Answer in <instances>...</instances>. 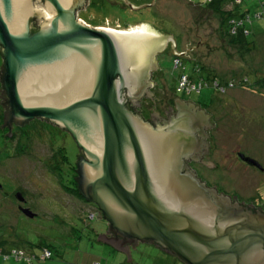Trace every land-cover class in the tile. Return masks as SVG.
<instances>
[{
	"label": "water",
	"instance_id": "obj_1",
	"mask_svg": "<svg viewBox=\"0 0 264 264\" xmlns=\"http://www.w3.org/2000/svg\"><path fill=\"white\" fill-rule=\"evenodd\" d=\"M91 1L0 0L2 126L38 117L74 137L77 190L106 221L97 235L128 258L142 242L184 264H264V210L232 201L186 165L187 156L214 165L199 158L209 115L177 98L168 122L155 106L150 121L131 106L151 97L154 54L173 35L89 25L81 12Z\"/></svg>",
	"mask_w": 264,
	"mask_h": 264
},
{
	"label": "rangeland",
	"instance_id": "obj_2",
	"mask_svg": "<svg viewBox=\"0 0 264 264\" xmlns=\"http://www.w3.org/2000/svg\"><path fill=\"white\" fill-rule=\"evenodd\" d=\"M133 1L128 0L133 5L140 1L145 5L133 8L128 3L92 0L87 12L81 13L89 25L118 30L166 29L173 35L154 54L158 69L151 70L156 69L151 77L153 100L149 95H146L149 99L140 95L135 106L145 99L147 111L153 110V102L157 103L156 109L161 105L165 108V100L178 93L182 94L181 100L206 104L202 110L209 115L211 128L204 135L202 150L207 149L201 154L215 165L210 167L197 161L190 168L201 181L235 194L247 203L254 202L258 195L264 199V169L246 166L236 154L240 151L250 155L264 167V20L252 21L248 38H254V44L244 50L228 43L227 35L221 31L220 13L193 4L197 0ZM258 2L243 0L240 5L248 7L252 14ZM124 25L127 27L123 28ZM173 56L184 61L187 73H191L192 60H198L204 70L209 68L216 73L219 82L211 76L206 79L207 85L216 82L215 90L203 87L198 93H185L183 87L178 88L180 67L173 65ZM1 64L0 53V103L5 99ZM245 73L248 77L244 81L241 75ZM185 76L191 83L192 76ZM230 77L237 84L225 88ZM0 132V234L5 228L11 238L34 243L32 246L28 242L20 243L27 252L39 255L42 251L39 242L52 250L50 257L33 258L31 262L3 258L0 254V264H160L167 260L171 264H184L174 255L160 254L153 245L142 242L131 249L132 260H128L125 252H117L99 238L95 232L106 228L104 217L95 210V203H84L70 188L69 179L79 148L67 130L37 117L23 127L11 125ZM17 188L24 191L25 206L36 213L34 216H26L17 206L19 200L13 193ZM85 208L94 218L83 221L81 214Z\"/></svg>",
	"mask_w": 264,
	"mask_h": 264
},
{
	"label": "trees",
	"instance_id": "obj_3",
	"mask_svg": "<svg viewBox=\"0 0 264 264\" xmlns=\"http://www.w3.org/2000/svg\"><path fill=\"white\" fill-rule=\"evenodd\" d=\"M242 2H243V0H197V1H194L193 4L206 7L210 10L218 11L221 15L220 16L221 31L225 35H227L228 43L238 45L239 47H242V49L248 50L254 44V38H251V39L248 38L249 34L252 30V21L253 20H259V19L264 20V8H263L264 1L259 0L258 4L256 5V8L253 9L252 14H251V12H249L248 7H241L240 4ZM226 4L229 6L228 8H224V6ZM115 24L119 25V22H116ZM126 25H130V23H127ZM126 25H124L123 28L127 27ZM174 58H175V56H173V65H174ZM196 62H195V60H192V63H194V64L192 65L191 73L186 72V65H185L184 61L180 62L178 65H174L175 67H180V72H179V75L177 76V78L182 74H189L192 76V80L195 83H201L202 86L200 87L198 92H200V90L203 87H210L214 91L215 90L214 85H212V84L207 85L206 79L210 76L212 78H215L216 73L209 71V68L204 70L205 68L203 67V65L200 62H198V60ZM1 67H2V64H1ZM247 77L248 76L246 73L241 75V78H243L244 81L247 80ZM231 78L232 77H230V79H228V82L226 80L227 83L225 84V88L229 87V83H232L233 85L237 84V83H234L233 81H231ZM215 80H218L217 82L220 81L219 79H216V78H215ZM198 92H194V93H198ZM189 93H191V92H189ZM4 102L6 104V95H5L4 101H2L0 103V108H1V111H0V131L4 128L1 125V123L3 122V114H4V111L6 110L5 104L3 105ZM50 122L51 121H49V123ZM52 124L56 125L54 123H52ZM56 126L59 127L58 125H56ZM19 127H21V126H19ZM22 127H23V125H22ZM62 130L65 131V129H62ZM0 135H2L1 132H0ZM75 175H76V173H75L74 165H73V173L69 179L72 183V187H70V188L73 191V194H75L77 197H80V199L82 201H84V203L91 204L89 202H86V200L79 194V192L77 190V186H76V181L74 180ZM16 190H21L22 193L24 194V191L21 188H17L14 191H16ZM85 210L86 211H84V213L81 214L83 221H87L86 219H91L90 217H88L89 210H87L86 208H85ZM95 210H97L101 214L100 210L97 207L95 208ZM92 218H94V217H92ZM71 228L76 229L74 226ZM4 229L1 231V234H0V249L2 250L1 251L2 253H0V254H2V256H3V253L5 254V252L7 250H9L13 247L22 248L19 246L21 242H28L29 243L28 245H31V246L34 244L28 240H23V239L17 240L16 238L13 239V238H11V234H9V233L7 234L4 231ZM101 231H103V230H100L97 232H101ZM16 243H19V244H16ZM37 245H39V246L44 245V246H47L51 249V247L49 245H45V244H42L40 242L37 243ZM3 258H6V257H3ZM7 258H9V257H7ZM129 260H132V258H130Z\"/></svg>",
	"mask_w": 264,
	"mask_h": 264
},
{
	"label": "flooded vegetation",
	"instance_id": "obj_4",
	"mask_svg": "<svg viewBox=\"0 0 264 264\" xmlns=\"http://www.w3.org/2000/svg\"><path fill=\"white\" fill-rule=\"evenodd\" d=\"M156 60V59H155ZM157 69H158V67H157ZM151 70H153V69H151ZM156 72V69L154 70V71H150V75H149V79L150 80H152L151 79V77H152V75L154 74ZM154 85V83L151 85V86H153ZM143 95H147V94H143ZM182 97V94H175V95H170V97L168 98V99H166L165 100V102H167V104H166V107L165 108H162V105H161V107L159 108V109H156L157 111H158V115L159 116H161L163 119H168V118H170V115H172V113L173 112H177V107H176V105H175V101H174V98H177V99H180ZM146 99L148 98L149 99V97H145ZM183 98V97H182ZM189 99V98H188ZM145 99H143L142 100V102L143 103H141V105L138 107V106H135V104H133V105H131L132 106V108L135 110V111H139V113L145 118V119H148L149 121H150V118H151V114H152V109L151 110H149V111H147V109H146V105H145V102L146 101H144ZM164 100V99H163ZM162 100V101H163ZM181 100V99H180ZM189 100H191V99H189ZM149 101V100H148ZM152 102V101H151ZM170 102V103H169ZM153 104V103H152ZM192 104L194 105V106H196V108L197 109H203L205 106H207L206 104H202V103H200V102H198V101H194V100H192ZM155 106V108H156V106H157V103H154L153 104V107ZM201 107V108H200ZM6 108V107H5ZM147 112H148V114H147ZM204 113V112H203ZM208 126L207 127H204L203 128V133H204V135L206 134L207 135V131L211 128V122H210V119H209V117H208ZM22 125H24V124H22ZM21 124H19V123H15V122H12V127L13 128H20L19 126H22ZM3 127H6L7 128V126H3ZM10 135V134H9ZM208 137V136H207ZM205 149H207L206 147L202 150V151H204L205 152ZM81 152V150L79 149V151H78V154ZM202 153V152H201ZM240 153H243V152H240V151H237L236 152V154H237V157H238V159L241 161V162H243L246 166H252V167H256V168H258V169H260V170H263L264 169V167L262 166V164H261V166L262 167H257L256 165H254V164H251V163H248L247 161H245L242 157H240ZM245 155H247V154H245ZM247 156H250V155H247ZM250 157H252V156H250ZM199 158H201V159H204V158H202V154H200V157ZM254 158V157H253ZM256 159V158H255ZM202 162L201 160H199V159H193L192 157H190V156H187L186 158H185V162H186V165H187V167H188V169H190V170H193V169H191L190 168V165H191V163L192 162ZM215 165V164H214ZM74 170H75V165H74ZM194 171V170H193ZM195 172V171H194ZM196 173V172H195ZM197 175V174H196ZM198 176V175H197ZM204 183L207 185V186H209V187H211V188H215L219 193H222V194H225V195H227V196H229L230 197V199L232 200V201H237V202H239V203H243V204H249V205H253L254 207H256V208H259V209H261V210H264V199H262L261 197H259V195L256 197V198H254V202H252V203H247L245 200H241V199H239L238 198V196L237 195H235V194H231V193H228V192H226V191H223V190H221V189H219L216 185H213V184H210V183H206V181H204ZM16 191H20V192H22L21 190H16ZM16 191H14L13 193H14V195H15V192ZM23 194V193H22ZM24 195V194H23ZM24 197H25V195H24ZM18 200V199H17ZM86 202H90V201H87L86 200ZM22 205L23 204V206H25L26 205V198H25V201H23V202H21L20 200H19V203L17 204V206L19 207V205ZM29 207V206H28ZM111 235V234H110ZM132 245V244H131ZM44 246V245H43Z\"/></svg>",
	"mask_w": 264,
	"mask_h": 264
},
{
	"label": "built area",
	"instance_id": "obj_5",
	"mask_svg": "<svg viewBox=\"0 0 264 264\" xmlns=\"http://www.w3.org/2000/svg\"><path fill=\"white\" fill-rule=\"evenodd\" d=\"M180 63V60L177 58H174V65H178ZM186 74H182L180 75V81H179V86L183 87L184 92L189 93V92H198L200 87L202 86L201 83H195L193 80L191 83L188 82V80L186 79ZM216 82L212 83V85H215ZM233 85L232 83H229V86ZM220 90H223V87L219 86ZM90 218L93 217V213L91 214V212H89ZM42 247V251L39 255L31 253V252H27L24 250V248H18V247H13L9 250H7L5 252V254L3 253V257H13L15 259H25L28 262H31V260L33 258H37V259H46L48 257H50L52 255V250L47 247V246H41ZM2 250L0 249V253ZM94 264H98V263H94Z\"/></svg>",
	"mask_w": 264,
	"mask_h": 264
},
{
	"label": "crops",
	"instance_id": "obj_6",
	"mask_svg": "<svg viewBox=\"0 0 264 264\" xmlns=\"http://www.w3.org/2000/svg\"><path fill=\"white\" fill-rule=\"evenodd\" d=\"M136 0H134L133 2H135ZM142 1H140L138 4L139 5H142V4H140ZM136 3V2H135ZM138 4H136V5H138ZM143 4H145V3H143ZM102 232V231H101ZM72 233H75V231H72ZM96 234L97 233H100V232H95ZM147 244H150V245H152L151 243H147ZM154 246V245H153ZM155 248H157V250H159L161 253L160 254H165V255H169L170 253H168L167 251H165V250H161L160 248H158V247H156V246H154ZM116 250V249H115ZM117 252H119L120 253V251H118V250H116ZM122 254V253H121ZM124 255V254H123ZM155 257H157L158 255L156 254V255H154ZM162 256H164V255H162ZM127 257V256H126ZM128 258V257H127ZM159 258H163V257H159ZM130 258H128V260H129ZM166 262H168V263H166ZM170 262H172V261H170V260H167V261H164V263H162V261H161V263L160 264H171ZM94 263H98V262H94Z\"/></svg>",
	"mask_w": 264,
	"mask_h": 264
},
{
	"label": "bare ground",
	"instance_id": "obj_7",
	"mask_svg": "<svg viewBox=\"0 0 264 264\" xmlns=\"http://www.w3.org/2000/svg\"><path fill=\"white\" fill-rule=\"evenodd\" d=\"M99 28H101V29H104V30H114V31H140L138 28H132V29H127V30H118V29H113V28H111V27H99ZM131 28V27H130ZM135 29V30H134Z\"/></svg>",
	"mask_w": 264,
	"mask_h": 264
}]
</instances>
